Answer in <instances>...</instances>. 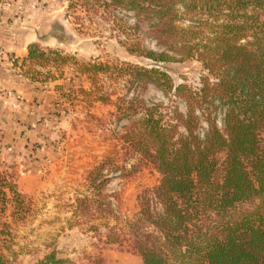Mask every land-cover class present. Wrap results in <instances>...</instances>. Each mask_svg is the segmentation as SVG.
I'll list each match as a JSON object with an SVG mask.
<instances>
[{"label":"trees","instance_id":"obj_1","mask_svg":"<svg viewBox=\"0 0 264 264\" xmlns=\"http://www.w3.org/2000/svg\"><path fill=\"white\" fill-rule=\"evenodd\" d=\"M66 9L108 23L130 54L153 62L192 60L203 70L199 86L191 87L175 84L157 67L122 63L132 83L143 77L169 101L146 105L136 97L119 106L123 116L140 114L118 136L136 162L126 167L106 156L89 169L84 192L67 204L69 226L139 255L142 264H264V0H69ZM143 23L159 50L143 46ZM23 61L25 73L41 82L62 76L68 64L94 86L99 75L126 70L79 61L37 42L28 44ZM55 88L70 98L63 85ZM96 95L111 101V93ZM141 163L160 178L139 192L132 218H122L112 202L119 197L107 192V184L113 173L128 177ZM30 210L15 173L0 162V264H9L13 242L7 217L20 221ZM64 263L52 249L36 264Z\"/></svg>","mask_w":264,"mask_h":264},{"label":"rangeland","instance_id":"obj_2","mask_svg":"<svg viewBox=\"0 0 264 264\" xmlns=\"http://www.w3.org/2000/svg\"><path fill=\"white\" fill-rule=\"evenodd\" d=\"M68 2L2 0L0 47L5 48V39L17 46L37 42L45 49L61 51L79 61L101 62L126 70L121 69V75L116 71L107 76L101 74L94 86L68 64L62 68V76L41 82L33 81L25 73L23 62L27 65V61L9 59L8 71L19 81L10 85L0 81V162L15 173L17 189L30 201L31 210L20 221L7 217L13 236L7 259L9 264H36L54 249L58 257L65 259L64 264H92L98 256L104 264H142L139 255L115 244H104L92 231L80 226H69L71 213L67 204L84 192L86 172L106 156L126 167L136 162L129 153L125 154L118 136L123 126L140 114L123 116L119 106L136 97L146 105L169 101L143 77L132 83L130 70L123 62L146 69L157 67L166 71L175 84L185 82L191 87L199 86L203 70L192 60L153 62L128 53L108 23L78 9L67 11ZM130 15L127 20L132 24ZM138 35L147 49H160L150 36L147 23L141 25ZM56 84L63 85L64 95L69 94L70 98L63 96ZM79 88L89 90V97ZM101 93H111V101L97 100L96 94ZM177 104L183 109L181 101L177 100ZM217 122H221L220 116ZM159 178L158 172L142 163L128 177L113 173L106 189L119 197V201H112L113 208L122 218H132L138 210L139 192L156 185Z\"/></svg>","mask_w":264,"mask_h":264},{"label":"crops","instance_id":"obj_3","mask_svg":"<svg viewBox=\"0 0 264 264\" xmlns=\"http://www.w3.org/2000/svg\"><path fill=\"white\" fill-rule=\"evenodd\" d=\"M2 39V38H1ZM5 38H3L4 40ZM5 55L0 54V81L4 82V84L10 85L11 82L19 81V78L13 74H10L8 71L9 65H11L9 59L11 61L15 58L23 61L26 57L27 46L28 44H24L22 46L13 45L11 41L5 39Z\"/></svg>","mask_w":264,"mask_h":264},{"label":"built area","instance_id":"obj_4","mask_svg":"<svg viewBox=\"0 0 264 264\" xmlns=\"http://www.w3.org/2000/svg\"><path fill=\"white\" fill-rule=\"evenodd\" d=\"M0 54H2V55L6 54L5 50L2 47H0Z\"/></svg>","mask_w":264,"mask_h":264}]
</instances>
